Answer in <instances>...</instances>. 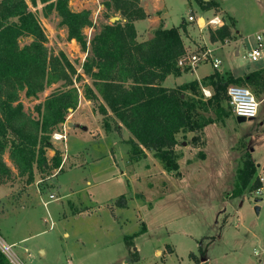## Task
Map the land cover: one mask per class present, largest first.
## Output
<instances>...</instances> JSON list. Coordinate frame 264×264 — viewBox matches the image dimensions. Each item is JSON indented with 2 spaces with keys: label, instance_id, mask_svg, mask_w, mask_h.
<instances>
[{
  "label": "rangeland",
  "instance_id": "1",
  "mask_svg": "<svg viewBox=\"0 0 264 264\" xmlns=\"http://www.w3.org/2000/svg\"><path fill=\"white\" fill-rule=\"evenodd\" d=\"M28 1L47 33L48 48L56 54L60 51L67 54L81 75L79 78L77 75L73 77L79 95L88 99L87 86L94 88L93 80L83 70L89 52L83 51L76 40L68 38V30L61 24L56 12L46 17L40 2L33 6ZM106 1L113 2L70 1L74 10L92 11L94 25L85 30L89 41L104 25L115 21L123 22L124 16L114 8H107ZM221 1L226 11H222L219 4V8L214 7L215 16L211 17L205 12L208 19L205 21L198 17L203 9L197 0H144L142 6L148 16L136 22L138 38L147 39L149 29L160 22L167 28L189 23V16L193 14L195 20L187 28L189 31L184 32L186 54L192 56L210 48L213 53L216 50V56L222 60L220 66L238 72L245 67H256L264 58L258 62L249 60L246 57V47H252L255 44V35L264 31V0ZM219 14L223 22L230 26L231 36L223 42L218 40V43L212 41L208 34L210 29L219 26L210 23ZM237 28L241 33L235 32ZM208 37L212 43L218 44H212ZM30 41V38H23L21 43ZM237 46L240 47L238 55L235 54ZM187 61L190 62L189 59ZM196 66L198 69L192 76L205 74L213 68L219 69L209 61ZM233 84L248 87L259 99L260 94L256 93L254 86L242 81ZM65 89L67 87L64 86V81H59L36 97H28L22 92L21 101L28 113L40 118L36 106L43 104L53 92ZM94 90L98 97L88 99L91 104L85 103L73 117L70 116L75 109L69 110L66 121L52 133V146L47 149L49 160L56 151L62 155L66 151L73 155L85 151V154L69 155L67 161L63 155V165L59 168H47L44 171L35 169V180L31 183L27 176H20L16 170L4 183L10 189L0 195V235L8 243L25 235L30 236L27 244L35 256L32 259L24 254L20 249L21 244L14 245L13 251L21 264H201L197 255L192 260L189 254L192 251L199 252L200 241L197 238L202 239L200 235L207 234L220 238L212 253L220 257L222 251L228 250L231 254L228 259L230 264H246L247 261L241 258L240 251L253 261L263 258L264 252L260 257L254 255L255 248L261 247L255 237L264 234V210L259 216L254 211L255 190H250L248 185L237 197L244 199V206L239 207L235 200L232 201L228 210L230 215L222 214L219 224H216L212 210L206 209V202L208 193L213 194L217 189L214 184L205 188L203 183L194 188L191 184L194 170L188 167L185 160L179 163V176L165 171L164 167L155 168L150 157L146 155L141 159L142 163L135 167V171H130L128 151L131 133L127 128L118 126V122L111 115L112 111L108 110L107 115L100 112L99 106L104 102L95 88ZM225 96L223 105L228 115L224 119L223 127L232 144V162L236 164L237 160L240 161L243 168L248 154L264 162V99L260 103L258 117L243 120L236 115L227 93ZM206 114L217 117L213 111ZM70 120L76 121L82 128H70L67 124ZM105 121L109 122L111 130L105 127ZM55 132L65 134L66 138L55 139ZM180 138L184 139L186 136L181 134ZM209 139L212 151L213 137ZM202 142L201 139L199 143H192L202 146ZM179 148L177 147L182 155ZM4 158L13 167L8 152ZM76 165L81 166L68 170ZM215 167L221 170L219 166L212 165L209 178L215 176V171H212ZM238 177L239 174L236 185L241 183ZM197 192L199 197H194ZM122 195L127 196L129 205L124 212L117 202ZM24 207L29 209L22 210ZM11 210L12 213L2 217L1 214ZM224 219H227L225 226L229 232L223 231L221 227ZM233 232H237V235H233ZM124 236L130 237L124 240ZM43 250H46L45 255H41ZM158 250L160 251L157 254ZM172 250L174 251L169 252ZM199 255L203 257L204 252L200 250Z\"/></svg>",
  "mask_w": 264,
  "mask_h": 264
},
{
  "label": "trees",
  "instance_id": "2",
  "mask_svg": "<svg viewBox=\"0 0 264 264\" xmlns=\"http://www.w3.org/2000/svg\"><path fill=\"white\" fill-rule=\"evenodd\" d=\"M30 1L33 6L40 2L46 17L56 12L68 30V38L89 52L83 64L84 73L93 80L104 102L99 106L100 112L107 115L108 110L112 111L132 133L133 138L129 140L132 160L141 159L149 150L167 171L181 175V153L177 149L180 134L195 132L192 142L196 144L201 141L205 126L223 123L228 115L223 100L230 84L242 81L254 86L257 94L264 92V70L251 72L241 79L215 70L201 81L193 80L172 88L164 86L168 75H177L189 68L178 64L186 54L181 33L184 25L159 27L153 38L138 41L134 21L147 16L141 0L106 1L105 6L120 12L126 22L104 25L90 41L85 33L94 25L90 9L74 10L70 0ZM197 1L203 9L219 5L215 0ZM230 36L228 24L210 29L212 41L223 42ZM23 38L31 41L22 44ZM47 42V33L28 0H0V185L12 177L14 169L20 176H27L31 183L35 180V169L44 171L62 164V154L56 151L49 160L47 149L52 146V133L66 121L69 110L79 104V90L73 77L81 75L64 51L54 53ZM59 81H64L67 89L53 92L43 104L36 106L40 118L25 110L22 92L36 97ZM207 87L213 89L208 98L203 92ZM94 88L87 86L88 99L98 97ZM211 111L216 118L206 114ZM104 125L110 128L108 121ZM7 152L13 167L4 158ZM200 156L204 157V153ZM238 174L241 183L235 186V196L241 195L248 185L250 190L261 185L255 176L257 165L251 154L246 156ZM0 264H10L2 251Z\"/></svg>",
  "mask_w": 264,
  "mask_h": 264
},
{
  "label": "crops",
  "instance_id": "3",
  "mask_svg": "<svg viewBox=\"0 0 264 264\" xmlns=\"http://www.w3.org/2000/svg\"><path fill=\"white\" fill-rule=\"evenodd\" d=\"M143 1L144 0H141V3H140L141 6L143 4ZM215 1L218 4H220V6L222 8V11H226L224 9V6H223V3H222L221 0H215ZM199 5L201 7H203L201 4H199ZM77 11H80V10H77ZM205 12H208L211 15V17L213 15L215 16V14H214V8H211V9H203L202 10V14L198 15L199 19H203L205 21L208 20L207 17L205 16ZM220 15L221 14H219L218 17H215L218 20V22L215 23V24L216 25H219V26H216L213 29H217V28L221 27L222 25L226 24L220 18L221 17ZM192 16H194V15L192 14ZM194 18H195V16H194ZM118 19H120V18L118 17ZM137 20H135L134 23H135V27H136V30H137V40L140 41V42L150 40L151 38H153L154 31L157 28L164 27L163 24H162V22H160L158 25H154L148 31V38L147 39H144V40H140L138 38V29H137V26H136ZM194 20H191V22H189V23H185L184 22L182 24V25H184V28L181 29V33H182L183 40H184V34H185L184 32H186V30H188L187 28L189 27V25H191L192 21H194ZM125 21H126V19L124 18L122 23H124ZM164 28H167V27H164ZM238 31H240V30L237 28L235 30V32H238ZM240 33H241V31H240ZM208 35L210 37V31H209V34ZM209 37H208V39H209ZM209 41L212 43V41L210 39H209ZM218 43H219V41H218ZM218 43L217 42H214L212 44L217 45ZM184 44H185V42H184ZM228 45H226V46H228ZM239 48L240 47L237 46L236 49H235V54L236 55L240 54V49ZM247 48H249V47H246V49ZM215 56H216V50H215ZM256 62H258V61H256ZM197 69L198 68L196 66V68H193V69L187 68V70H184L180 74H177V75L170 74L164 80L163 85L166 86V87H171V88L172 87H177V86H179L181 84L189 83V82H191L193 80H199V81H201L203 77H205L207 75H210V74H212V73L215 72V68H213L212 70H210L209 72H206L205 74L203 73L201 75L192 76V74ZM218 70L222 74H224L225 76H227V77L229 75H233L235 78L241 79L242 77L247 76L251 72L259 71V70H264V60H263V62L261 64L257 65L256 67H253V68H251V66L250 67H245V68H242L240 72H238V71H236L234 69H228L227 67H223V66H220ZM189 75L191 77H187ZM207 89H209L211 91L212 88L211 87H207ZM83 98H84V100H83ZM263 99H264V92L260 93V96H259V99L258 100L261 103ZM85 103L86 104L87 103H90L91 104V101L88 100V99H86L83 96H80V106H78V108L74 110V112L71 114L70 117L75 116L76 113L81 109V107H83L85 105ZM259 107H260V105H259ZM100 115L102 116V114H100ZM111 115H113L115 121L118 122V126L119 127H125L124 124L120 120H118L114 116L113 113ZM257 117H258V115H257ZM67 124H68V126L70 128H75V127L82 128V125L79 126L76 123V121H74V120L68 121ZM125 128H127V127H125ZM109 130H111V129H109ZM195 134H196L195 132H189V133H187L186 138H184V139L183 138H180V136H179V143L181 141V145H178V147H180L179 149L182 150V155H181V157L179 159V163L181 164L182 161L185 160L187 162L188 167H192L193 170H194V173L196 172L195 175L193 173V176H192L193 178L191 180V184L194 185V188H197V186L200 183H203V185H204L205 188L206 187L207 188H210V186L212 184L215 185V188L217 190H215L213 194L208 193V196L209 197H208V201L206 202L207 203L206 204L207 205L206 206V209L212 210L213 217H215V219H216L215 222H216V224H219V218L221 217L222 214L223 215L224 214L225 215H227V214L230 215V212H228V210H229L230 204H232V201L235 200L236 203H238V206L239 207H243L244 204H245L244 199H242V198L238 199L237 198L238 196H235L233 194V192H232L235 189V186H236L238 170L241 168V163L238 160L236 161V164H234V162H232V156H231V152H230L231 145L232 144L227 139V136L225 134V130H224V127H223V123L222 122H220V123L219 122L210 123L207 126H205V128L203 130V133H202V136H201V139L203 141L202 142V146L201 145H194L192 143V137ZM211 136L213 137V139H212V141H213L212 151H211V140L209 139V138H211ZM131 138H133L132 133H131ZM219 138H220L221 141L218 140ZM129 151H130V149H129ZM129 151H128V161H129L130 171H135V167L138 166V165H140L142 163V160L141 159L143 157L141 159H138V160H132L130 158ZM201 151L204 153V157H201L200 156V152ZM79 153H84L85 154V151H81ZM78 154H75V155L68 154L67 151L65 153H63V155L65 156L66 161H67L69 155L70 156H76ZM63 155H62V158H63ZM146 156L150 157V159L154 163V167L155 168H157V169L163 168L162 164L154 156V153L153 152H151L149 150H146ZM252 158L255 160L256 165H257V177H262L264 179V162H260V159L255 158L254 156H252ZM63 160H64V158H63ZM63 160H62L61 166L63 165ZM81 165H78V166L76 165L74 167L69 168L68 170L73 169V168L80 167ZM212 165L219 166L221 170H217V167H215L214 170H212V171H215V173H214L215 176L213 178L212 177L209 178V173L211 171V166ZM14 170H16V169H14ZM165 171H166V169H165ZM122 174L124 175L125 172H123ZM210 181H212V182L214 181V183H212ZM263 184H264V180H263ZM9 189H10L9 186H7V185H4V184L0 185V195H3L5 193H7L9 191ZM194 197H199V192H197L196 194H194ZM0 198H2V197H0ZM120 200H121V202H119ZM120 200L117 201V202L121 205V208H122L121 211L124 212L125 208H128L129 207L128 202H127V196L126 195H124V196L122 195V197H121ZM256 206L257 205L254 206V211H255V207ZM25 209H29V208H27V207L25 208L24 207L22 210H25ZM202 210H205V208L202 209ZM262 210H264V208L261 207L260 213L257 214L256 211H255V214L259 216L261 214ZM12 212H13V210L6 211V213L4 215L3 214H1V215H2V217H6L7 215H9ZM195 212L198 213L199 211L198 210H195ZM188 217H190V215ZM226 220L227 219H224L221 227L223 228V231L225 230V232H229V229H227V227L225 226L226 225ZM1 227H2V219L0 218V230H1ZM66 235H68L67 232H66ZM233 235H237V232H233ZM127 237H130V236H127ZM127 237L124 236V240H126ZM200 237L202 239H198L197 238V240L200 241V245H199V250L198 251L200 252V250H202L204 252V256L201 257L199 255V252L192 251L191 253L194 254V256L195 255L198 256V258L201 261V264H203L202 261H205L208 264H216V262H218V263L220 262V264H230L229 261H228V259H229V256L231 254H230V252L228 250H225L224 252L222 251L220 257L219 256L218 257L217 256H214V254L212 253L216 249V246L220 242V238L219 237H217L215 235H211V234H209V235L208 234L207 235H200ZM220 237H221V235H220ZM30 238H31L30 236L25 235V236L20 237L18 239H13L12 241H10L9 244H14V245L21 244L20 245L21 246L20 247L21 251L24 252V254H27L32 259H35L34 258L35 256H33L32 248H30V246L27 244L30 241ZM255 241L258 244H260L261 247L259 246V247H257V249L255 248L254 255L256 257H260L259 255H262L261 253L264 252V234H261V235L258 234V235H256ZM135 250H137V249L135 248ZM256 250H259V253L258 254L255 253ZM159 251L160 250L157 251V254H158ZM173 251L174 250L169 251V252H173ZM38 253H40V252H38ZM161 253H162V251H161ZM242 253L243 252L240 251V254H241L240 256H241V258L245 259V261H247L246 264H260V259L261 258L260 259L257 258L256 261H253L251 258H247V257H249L248 255H246V254L243 255ZM45 254H46V250L41 251V255H45ZM190 254H189V257H190ZM190 258H192V257H190ZM192 260H194V259L192 258ZM194 263H195V261H194Z\"/></svg>",
  "mask_w": 264,
  "mask_h": 264
},
{
  "label": "built area",
  "instance_id": "4",
  "mask_svg": "<svg viewBox=\"0 0 264 264\" xmlns=\"http://www.w3.org/2000/svg\"><path fill=\"white\" fill-rule=\"evenodd\" d=\"M190 20H194V16L189 17ZM199 21V19L197 18ZM216 18L210 20V23H217ZM246 57L251 61H259L264 58V31L255 35V44L246 49ZM190 60V62L187 61ZM211 62L214 67L219 68L222 61L215 56V53L210 48L205 49L201 53L193 54L189 56L185 54L182 56L178 62L179 66L182 68L189 67L193 69L196 65L202 62ZM203 92L206 97L212 95L211 91L207 88H203ZM227 95L229 98L230 104L233 106V109L237 116L245 117L246 119H255L258 115L260 102L255 96V94L246 86L231 84L227 88ZM54 138L57 140L65 139V134L61 132H55L53 134ZM261 185L255 189V205H259L264 208V184L263 178L259 177ZM14 244H9L6 240L0 235V251H2L9 261L13 264H21L16 253L13 251ZM256 254L259 253V250L255 251ZM261 264H264V256L260 260Z\"/></svg>",
  "mask_w": 264,
  "mask_h": 264
},
{
  "label": "water",
  "instance_id": "5",
  "mask_svg": "<svg viewBox=\"0 0 264 264\" xmlns=\"http://www.w3.org/2000/svg\"><path fill=\"white\" fill-rule=\"evenodd\" d=\"M239 119H246L245 117H242V116H239ZM255 211H256V213L257 214H259L260 213V211H261V207L259 206V205H257L256 207H255Z\"/></svg>",
  "mask_w": 264,
  "mask_h": 264
}]
</instances>
